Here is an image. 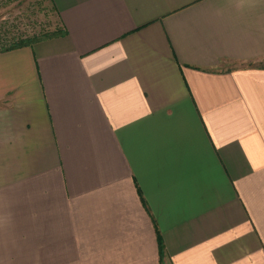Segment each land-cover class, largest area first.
<instances>
[{"label": "crops", "instance_id": "obj_1", "mask_svg": "<svg viewBox=\"0 0 264 264\" xmlns=\"http://www.w3.org/2000/svg\"><path fill=\"white\" fill-rule=\"evenodd\" d=\"M0 50V264H264V0H50Z\"/></svg>", "mask_w": 264, "mask_h": 264}, {"label": "rangeland", "instance_id": "obj_2", "mask_svg": "<svg viewBox=\"0 0 264 264\" xmlns=\"http://www.w3.org/2000/svg\"><path fill=\"white\" fill-rule=\"evenodd\" d=\"M59 26L50 0H0V50L18 37H33Z\"/></svg>", "mask_w": 264, "mask_h": 264}, {"label": "trees", "instance_id": "obj_3", "mask_svg": "<svg viewBox=\"0 0 264 264\" xmlns=\"http://www.w3.org/2000/svg\"><path fill=\"white\" fill-rule=\"evenodd\" d=\"M66 34H67L66 30L63 29L61 26H59L56 27L53 31H49L39 35H34L33 37H29V38L18 37L11 45L2 48L1 51H8L16 48H21L24 46L35 44L42 40L65 36Z\"/></svg>", "mask_w": 264, "mask_h": 264}]
</instances>
